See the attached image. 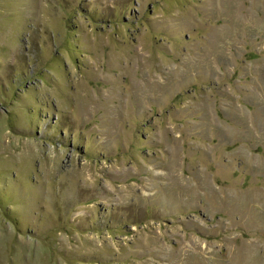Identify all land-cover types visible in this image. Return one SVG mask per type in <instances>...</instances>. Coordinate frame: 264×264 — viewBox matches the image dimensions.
Here are the masks:
<instances>
[{"label":"rangeland","instance_id":"rangeland-1","mask_svg":"<svg viewBox=\"0 0 264 264\" xmlns=\"http://www.w3.org/2000/svg\"><path fill=\"white\" fill-rule=\"evenodd\" d=\"M0 264H264V0H0Z\"/></svg>","mask_w":264,"mask_h":264}]
</instances>
